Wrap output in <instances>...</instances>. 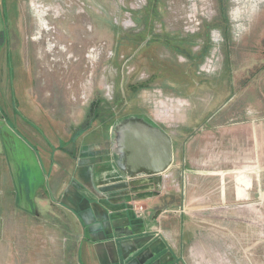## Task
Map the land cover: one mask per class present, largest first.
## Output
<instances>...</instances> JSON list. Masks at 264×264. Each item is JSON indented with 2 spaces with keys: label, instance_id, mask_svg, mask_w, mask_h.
<instances>
[{
  "label": "rangeland",
  "instance_id": "1",
  "mask_svg": "<svg viewBox=\"0 0 264 264\" xmlns=\"http://www.w3.org/2000/svg\"><path fill=\"white\" fill-rule=\"evenodd\" d=\"M261 70L264 0H0V264H60L47 261L45 240L55 239L58 220L44 214L34 224L14 205L4 159L14 139L39 159L36 196L50 201L73 165L46 164L45 144L62 147L67 133L102 140L120 118L156 114L178 149L203 112L232 96L235 106L239 87ZM168 202L141 205L160 214L177 206ZM253 216L262 228H247L218 264H237L233 250L245 264H264V206ZM75 230L71 217L66 264H88L77 260L85 242L77 249ZM52 247L56 256L60 245Z\"/></svg>",
  "mask_w": 264,
  "mask_h": 264
},
{
  "label": "crops",
  "instance_id": "2",
  "mask_svg": "<svg viewBox=\"0 0 264 264\" xmlns=\"http://www.w3.org/2000/svg\"><path fill=\"white\" fill-rule=\"evenodd\" d=\"M232 99L203 112L205 119L178 149L171 138L173 163L158 176L123 177L111 152L113 125L102 140L91 139L89 132L70 140L67 133L62 147L45 144L46 164L53 165L57 157L59 165H73L55 194L49 193L50 201L46 193L36 196L45 175L39 159L14 139L15 146L4 158L9 161L14 205L34 224L44 214L46 219L58 220L55 239H45L46 249L52 252L47 261L68 262L71 217L76 221L77 249L85 242L82 252L76 250L77 260L88 264H218L230 256L231 245L246 236L247 228L261 229L260 217L247 220V213L255 217L264 206V71L239 87L233 107ZM96 145H101L99 153L83 156L86 147ZM175 200L177 206L171 207L175 214L151 211L137 218L133 210L135 204L152 207L157 201ZM35 230L37 237H43L42 231ZM55 243L60 245L56 256ZM233 258L245 264L234 250Z\"/></svg>",
  "mask_w": 264,
  "mask_h": 264
},
{
  "label": "water",
  "instance_id": "3",
  "mask_svg": "<svg viewBox=\"0 0 264 264\" xmlns=\"http://www.w3.org/2000/svg\"><path fill=\"white\" fill-rule=\"evenodd\" d=\"M110 142L114 165L125 179L162 175L173 163L171 137L145 116L117 120L111 127Z\"/></svg>",
  "mask_w": 264,
  "mask_h": 264
},
{
  "label": "built area",
  "instance_id": "4",
  "mask_svg": "<svg viewBox=\"0 0 264 264\" xmlns=\"http://www.w3.org/2000/svg\"><path fill=\"white\" fill-rule=\"evenodd\" d=\"M133 210L137 218H145L149 215L148 210L142 205H138V204L133 205Z\"/></svg>",
  "mask_w": 264,
  "mask_h": 264
},
{
  "label": "flooded vegetation",
  "instance_id": "5",
  "mask_svg": "<svg viewBox=\"0 0 264 264\" xmlns=\"http://www.w3.org/2000/svg\"><path fill=\"white\" fill-rule=\"evenodd\" d=\"M147 119H149V120H151V121H154V122H156V123L158 122L159 125L164 126V122H163V120L161 119L160 116H158V115H156V114H152V116L147 117Z\"/></svg>",
  "mask_w": 264,
  "mask_h": 264
}]
</instances>
